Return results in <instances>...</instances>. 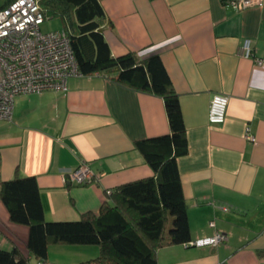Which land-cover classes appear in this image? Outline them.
Masks as SVG:
<instances>
[{
  "label": "crops",
  "instance_id": "obj_1",
  "mask_svg": "<svg viewBox=\"0 0 264 264\" xmlns=\"http://www.w3.org/2000/svg\"><path fill=\"white\" fill-rule=\"evenodd\" d=\"M229 1L100 0L111 53L159 55L178 94L188 150L176 162L190 242L227 236L215 246L164 245L157 264H264V64L241 54L249 38L253 54L264 57V4L236 10ZM214 93L228 96L221 124L208 121ZM168 132L161 97L101 73L71 75L64 91L16 96L11 119H0V182L35 176L45 220H77L97 212L108 190L152 176L134 142ZM82 162L96 183L66 179ZM27 240L28 227L11 222L0 201V248L37 264ZM98 255L96 244H50L44 262Z\"/></svg>",
  "mask_w": 264,
  "mask_h": 264
},
{
  "label": "trees",
  "instance_id": "obj_2",
  "mask_svg": "<svg viewBox=\"0 0 264 264\" xmlns=\"http://www.w3.org/2000/svg\"><path fill=\"white\" fill-rule=\"evenodd\" d=\"M46 18L58 17L82 75L101 73L163 99L169 132L134 142L153 175L107 191L97 212L77 220L46 221L36 177L15 175L0 182V201L9 219L28 227L27 249L45 261L50 244H96L99 255L76 264H157L156 251L188 244L190 228L177 158L187 153L179 97L159 55L139 58L111 53L103 33L100 0H38ZM17 248H0V264H27Z\"/></svg>",
  "mask_w": 264,
  "mask_h": 264
},
{
  "label": "built area",
  "instance_id": "obj_3",
  "mask_svg": "<svg viewBox=\"0 0 264 264\" xmlns=\"http://www.w3.org/2000/svg\"><path fill=\"white\" fill-rule=\"evenodd\" d=\"M236 10L261 6L262 0H230ZM46 19L38 0H11L0 8V119L10 120L14 99L20 94L40 93L46 90H66L67 77L79 74L68 36L62 30L42 32L40 25ZM241 54L250 57L256 65L264 64V57L253 54L251 40L245 38ZM228 96L214 93L208 108V121H225ZM244 137L252 142L256 138L247 131ZM66 179L77 185L96 183L98 177L85 162L69 171ZM214 224L213 221L210 222ZM227 236L222 231L187 245L215 246ZM37 264H45L38 261Z\"/></svg>",
  "mask_w": 264,
  "mask_h": 264
},
{
  "label": "rangeland",
  "instance_id": "obj_4",
  "mask_svg": "<svg viewBox=\"0 0 264 264\" xmlns=\"http://www.w3.org/2000/svg\"><path fill=\"white\" fill-rule=\"evenodd\" d=\"M40 29L42 32L62 30L63 24L58 17L46 18L40 25Z\"/></svg>",
  "mask_w": 264,
  "mask_h": 264
},
{
  "label": "water",
  "instance_id": "obj_5",
  "mask_svg": "<svg viewBox=\"0 0 264 264\" xmlns=\"http://www.w3.org/2000/svg\"><path fill=\"white\" fill-rule=\"evenodd\" d=\"M191 245H194V244H190V245H188V246H191Z\"/></svg>",
  "mask_w": 264,
  "mask_h": 264
}]
</instances>
